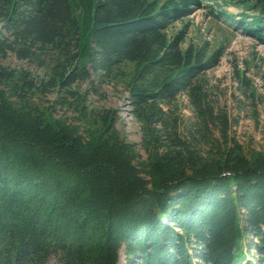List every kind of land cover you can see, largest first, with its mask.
Returning <instances> with one entry per match:
<instances>
[{
    "label": "trees",
    "instance_id": "1",
    "mask_svg": "<svg viewBox=\"0 0 264 264\" xmlns=\"http://www.w3.org/2000/svg\"><path fill=\"white\" fill-rule=\"evenodd\" d=\"M208 1L0 0V264H117L121 247L126 264H264V152L244 151L210 94L224 47L187 41L184 19ZM229 2L241 11L218 15L264 44V0ZM11 55L45 75L3 65ZM125 63L145 156L112 110L80 131L34 101L67 92L81 112L71 87Z\"/></svg>",
    "mask_w": 264,
    "mask_h": 264
},
{
    "label": "rangeland",
    "instance_id": "2",
    "mask_svg": "<svg viewBox=\"0 0 264 264\" xmlns=\"http://www.w3.org/2000/svg\"><path fill=\"white\" fill-rule=\"evenodd\" d=\"M229 1L210 0L185 18L190 23L187 41L197 44L207 42L210 51L224 47L217 65L205 72L210 94L217 105L227 111L232 122L229 132L240 142L244 151L247 154L252 150L264 152V44L252 36L230 28V23L218 15L220 8L227 13L237 14L241 11V6ZM184 20L175 25L181 27ZM1 63L12 68L26 69L31 77L45 75V69L38 62L20 60L13 55ZM133 67V64L125 63L122 65L123 70L118 72L120 74L115 76H102L90 68L88 80L78 81L71 87L83 96L81 99L84 100L85 108L81 112L74 105L66 104L67 100L75 101L67 92L38 93L34 101L43 108L49 107L48 110L54 118H64L80 131L88 126L87 120H96L94 118L112 110L113 126L118 136L135 143L142 156H145L141 141V121L132 110L133 104L125 84L129 77L125 73ZM238 70L249 82L246 86L238 80ZM173 105L182 121L181 130L186 132L188 125L185 124L193 121L190 101L186 95L180 94ZM124 252V247H121L117 264H126L127 256ZM248 259H253V256L250 255ZM48 264H55V258H51Z\"/></svg>",
    "mask_w": 264,
    "mask_h": 264
}]
</instances>
